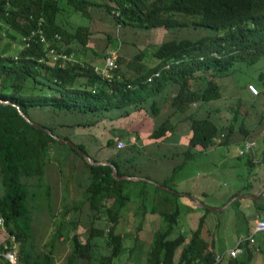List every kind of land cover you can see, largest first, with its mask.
<instances>
[{
    "label": "trees",
    "instance_id": "16d2710c",
    "mask_svg": "<svg viewBox=\"0 0 264 264\" xmlns=\"http://www.w3.org/2000/svg\"><path fill=\"white\" fill-rule=\"evenodd\" d=\"M103 1L0 0V100L17 105L32 122L69 141V137L60 134L62 128L91 129L99 124L112 125L135 113L156 118L164 108L169 109L163 122L149 134V140L171 141L182 123H188L189 137L183 160L173 167L171 178L162 183L165 187H169L177 170L200 153L215 146H227L232 134L238 132L243 140L249 139L250 131L244 127L243 118L261 97L253 96L243 85V90L256 99L243 109V101L238 98L230 122L224 127L210 114L198 115L201 109L222 99L219 85L209 80L204 89L195 90L191 82L208 73L216 77L227 76L234 63L251 65L264 57V0ZM65 6L89 19L93 10L104 9L114 26L130 29L132 33L185 28L204 34L198 33L194 40H170L153 45V61L146 65L142 62L145 50L127 62L118 57V68L113 70L110 78H105L94 68L103 66L107 49L92 51L93 56H87L90 26L65 21ZM39 30L46 38V45L37 38L23 41ZM107 38L111 40L109 35ZM48 49L71 59L53 61L47 56ZM80 55H83L82 60L74 57ZM122 68L125 71L133 68L135 72L126 77ZM155 72L159 77L147 82ZM263 79L261 74V83ZM170 87L175 88L172 96L168 93ZM259 90H264V82ZM38 114L41 123L32 119V115L39 117ZM263 122L264 110L257 124ZM110 131L115 136L107 140L106 147L116 153L106 162L116 168L119 176L134 177L132 163L141 151L140 137L136 132L116 129L114 125ZM132 137L135 143H130ZM122 140L127 142V147L116 149L117 142ZM75 145L92 160L100 162L88 154L82 143ZM61 152L62 158L54 157ZM69 153L83 162L88 184L81 201L64 204L53 217L57 222L49 251L34 254L33 247L28 246L33 214V205L28 203L35 195L33 182H38L37 189L51 201V188L42 183L46 166L51 161L60 165ZM253 156L238 154V159L243 160L247 175L255 177L252 171L260 165ZM112 172L109 166L87 164L74 149L27 123L15 107L0 103V179L3 187L0 219L9 237L20 243L16 264H55L53 247L61 240L71 243V252L64 264H114L126 250V237L120 228L126 224L122 210L130 197L124 187L130 181L117 180ZM153 188L156 195L150 211L159 216L160 228L152 235L144 264H246L252 258L255 249L246 241L240 245L242 253L237 257L217 253L213 239L203 237L204 216L199 218L197 228L188 239L181 233L171 237L180 213L175 200L177 195L156 186ZM141 193L147 194V190L143 189ZM239 194L231 195L227 201ZM50 204L48 208L52 209ZM85 205L89 222L85 225L88 237L83 243L76 230L81 225ZM232 205L237 206L239 202ZM143 208L147 209L145 205ZM256 209L264 212L262 205ZM246 235L250 236V229ZM93 238L104 241L107 255L93 256L92 249L96 246L92 244ZM135 241H138L137 237ZM3 264L9 263L5 260Z\"/></svg>",
    "mask_w": 264,
    "mask_h": 264
},
{
    "label": "rangeland",
    "instance_id": "374dc122",
    "mask_svg": "<svg viewBox=\"0 0 264 264\" xmlns=\"http://www.w3.org/2000/svg\"><path fill=\"white\" fill-rule=\"evenodd\" d=\"M101 2L103 3L104 1L101 0ZM64 10L63 18L65 21L81 26L91 24V30L109 35L111 44L115 49L120 43L126 46V50L129 51L128 54L131 58L138 52L145 50V57L142 61L144 65L153 61L152 52L156 46H153L154 44L158 46L170 40H194L197 38L196 35L198 33L204 34L203 31L199 32L185 28H177L168 32L166 30L157 29L158 31L155 30L156 32L152 30L153 32L150 31L145 33L140 31L139 33H132L130 29H122L118 26H114L104 9L93 10L91 12L93 19L76 14L72 12L71 8L66 6ZM1 36L2 33L0 34V37ZM106 41H108V38ZM147 44L151 46H146ZM108 46H110V44ZM117 53L118 57H120L119 52ZM261 74L264 75V57L251 65L234 63V65L229 68L227 76L224 77H216L209 73L204 76L200 75V78H197L193 83L191 82V87L195 90H202L206 87L209 80L214 81L221 88L222 99L212 102L211 105L209 104L210 106H208L207 110H205V108L201 109V114H199V116L210 114L219 124L226 127L232 117V109H235L237 106L236 102L238 98L243 101V109L250 106L252 100L256 99V97L249 95L248 92L242 88L243 85L247 87L252 85L258 91V95L256 96L261 98L258 103H254V108L250 109L244 115L243 123L244 127L250 131L249 139L255 140L257 143H260V145H263L261 141L264 139V122L262 124H257L259 115L264 110V90H259L264 82V79L262 83L259 80ZM167 114V108H164L161 115L156 118H151L145 113H135L129 118L119 120L112 125L106 124L104 126L103 124H99V126L91 129L62 128L60 134L69 137L71 142L75 144L79 142L82 143L86 147L88 154L100 162H106L108 157L116 153L114 150L106 147L107 140L115 136L112 135L110 131L112 126L114 125L116 129L126 130L127 132H136L141 139L142 146L140 149L141 151L132 163L136 171H131L135 173L134 177L144 178L149 182L154 181V183H161L160 179L163 178L164 181H167L173 175V167L171 168L172 170L169 171L168 161L171 156L175 155V152H169V150L163 151L164 149L161 148V146L160 150H155V146L150 148L149 146L152 142L148 137L152 130L163 122ZM32 119L35 122L41 121L40 115L39 117L37 115H32ZM185 130H187V126ZM223 135H225L224 131ZM241 138L239 133H234L232 140L234 142ZM122 141L125 144L124 148H126L127 142L125 140ZM129 141L130 143H135L133 137L130 138ZM219 141H221V139L218 140V142ZM261 148V146L259 148L257 147L253 159L256 163L258 162V165L263 164L261 166H256L252 171L255 176L260 175L258 177L259 179L253 175H247L248 171L243 164L244 162L241 163L243 160L238 159V152L241 148L239 144L236 143L225 147L218 146V148H214L217 150L213 153L206 154V152H202L193 160L189 161L185 167L177 170L169 183V187H167L173 191L169 193L177 195L175 200L180 210L171 237H175L181 233L188 239L190 234L197 228L199 218L204 216L203 237L207 240L213 239L217 253H223L225 249L234 248L239 237H244L246 225L245 221L235 212V206L231 205L223 211L212 212L208 209L196 207L192 201L182 194L189 195L195 201L211 209H221L226 202H228L227 200L230 195L235 192H239V195H256L257 189L260 188L261 182H263L261 180L264 179V162L260 163V157L262 153H264V150H260ZM255 155L257 157H255ZM62 156V152L54 155L55 158H62ZM239 163L241 165H239ZM163 164L165 166H163ZM231 164H236L238 166L235 170H229L228 165ZM169 174L170 176H167ZM254 178H256L255 181L252 186L248 188V181H253ZM149 182L144 186L141 181H130L124 187V191L128 193L130 197L126 207L122 210L123 215H125L126 224L120 228V231H123L126 237V241L124 242L126 250L125 253L114 261V264H144L152 235L160 228L159 216L157 213L150 211L153 197H155L156 194L152 196L154 185ZM42 183L50 186L51 201L47 200L44 197L45 194L37 189L36 185L38 182L34 181L35 195L28 203L30 206L33 205L32 223L30 224L31 237L28 244L29 247H33L34 254H42L49 251L51 237L55 232L57 220L54 218L55 215H58L57 211L62 208L64 204L72 205L73 203L81 201L83 191L88 184L87 171L83 162L72 153H69L65 162H61L60 165L51 161L46 166ZM143 189L147 190V194L141 193ZM0 192L3 194L1 183ZM171 199H174V197H171ZM237 202L243 206L246 221H252L255 215L254 211L252 208H244L250 203V200L241 199ZM49 203H51L52 209H50V207L48 208ZM143 205L146 206V210L143 208ZM86 207L85 205L82 208L80 217L81 225L76 230L83 243L88 237L85 227L89 222ZM135 237H137L138 241H135ZM259 237L260 236H258V238ZM93 243L96 244L94 249H92L94 257H101L108 254V250L101 238H93L92 244ZM16 244L17 243L14 241L11 245L15 252H17L19 246ZM53 248L56 260H58L60 264H64L65 259L71 252L70 241H57ZM16 254L18 255V252ZM246 264H264V242L261 243V251H253L252 258L246 261Z\"/></svg>",
    "mask_w": 264,
    "mask_h": 264
},
{
    "label": "crops",
    "instance_id": "0c3cea01",
    "mask_svg": "<svg viewBox=\"0 0 264 264\" xmlns=\"http://www.w3.org/2000/svg\"><path fill=\"white\" fill-rule=\"evenodd\" d=\"M91 19H93L92 18V16H91ZM89 26H91V24H89ZM156 31H158L157 29H155ZM154 30V31H155ZM90 31H91V36H90V38H89V42H88V52H87V56H92V53L93 52H100V51H103V50H105V49H108V48H110V49H115L113 46H112V44H111V40H108V41H106V39H107V35L106 34H103V33H100V32H96V31H93V30H91V28H90ZM152 31V30H151ZM155 31V32H156ZM153 32V31H152ZM103 38H104V40H103ZM109 42V43H108ZM125 42V41H124ZM130 43V42H129ZM110 44V46H108ZM125 44H127V43H125ZM154 45H157V44H154ZM146 46H149V44H147ZM145 46V47H146ZM105 48V49H104ZM126 46H124V45H121V43L117 46V48L115 49V50H117L118 52H119V55H120V58L124 61V62H127V61H130L132 58L130 57V55L128 54L129 53V51H127L126 50ZM93 51V52H92ZM77 60H82L83 59V55H80V56H74ZM122 72L126 75V77H128V76H131V75H133L134 74V72H135V70L132 68V69H130V70H126L125 71V69H123L122 68ZM168 93H169V95H174V93H175V88L174 87H170L169 88V90H168ZM212 103H210V105H211ZM210 105H207V107H204L205 108V110H207V108H208V106H210ZM167 112V111H166ZM170 113V110L168 109V114ZM167 114V115H168ZM199 114H201L200 113V111H199V113H198V115ZM185 126V127H184ZM186 126H187V130H185V128H186ZM77 129V128H76ZM188 129H189V126H188V123H185V124H181V125H179L178 126V128L176 129V134L171 138V141H168V142H161V141H156V142H152L151 144H150V148H152V147H156V149L155 150H160V146H161V148H163L164 150L163 151H165V150H169V152H175V155H173V156H171L170 158H169V161L168 160H166V161H168V169H169V171H171L172 169V167H174V165L175 166H178L181 162H182V160H183V153H184V151H185V149H186V146H187V140H188V137H189V131H188ZM238 133V132H237ZM234 135V134H233ZM233 135L230 137V141H229V143L227 144V145H230V144H234V143H236V144H239V146H240V148L242 147V143H243V137L241 138V139H238L237 141H234L233 142V140H232V137H233ZM241 135V134H240ZM262 142V141H261ZM80 143V142H79ZM263 144V143H262ZM260 143H258V148L261 146L262 148L260 149V150H264V144L263 145H260ZM220 147V146H219ZM225 147V146H224ZM214 148H218V146H215V147H212V148H210L209 150H207V151H205L206 152V154H209V153H213L214 151H216ZM257 150V149H256ZM239 151H240V149H239ZM239 153V152H238ZM261 154V153H260ZM163 158H164V156H162ZM254 157V156H253ZM252 157V158H253ZM255 157H257L256 155H255ZM264 157V153H262V155H261V157H260V161H261V159ZM164 159H166V158H164ZM242 163V162H241ZM263 164V163H262ZM262 164H260V166L262 165ZM239 165H241L240 163H239ZM163 166H165L164 164H163ZM238 165H236V164H231V165H228V167H229V170H235V168L237 167ZM167 176H170V174L169 175H167ZM260 176V175H259ZM258 175H256L255 177L256 178H258L259 177ZM256 178H254L253 179V181H248V184H247V186L248 185H250V184H253V182L255 181V179ZM259 179V178H258ZM163 178L162 179H160V182L161 183H157L158 185H162V183H163ZM261 181H263V182H261V187H260V189H259V191L256 193V195L260 192V190L263 188V186H264V179H262ZM154 182V181H153ZM0 183H1V179H0ZM235 193H237V192H235ZM235 193H233V194H235ZM233 194H231V195H233ZM0 195H2V193L0 192ZM155 195V193H154V190H153V194H152V196H154ZM230 195V196H231ZM238 196V195H237ZM233 198V197H232ZM245 199H249L250 200V203L249 204H247L244 208L245 209H247V208H252V210L254 211V217H253V220L252 221H246V215H245V213L243 212V206L241 205V204H239V205H237V206H235V212L237 213V214H239V216L245 221V223H246V225H245V231H244V237L243 236H240L239 237V239H238V241H237V243L239 242V241H243V239L245 238V237H248L247 235H246V232H247V230H249L250 229V235H252L253 236V238H254V243L253 244H249L250 246H252L254 249H255V252H260L261 251V243L262 242H264V232H260V233H254L253 232V230H254V226H255V222L257 221V220H259V219H264V212L262 211V210H257L256 209V207L257 206H259V205H262V206H264V192L263 193H261L257 198H255V199H252V198H245ZM238 201V200H237ZM236 202V201H235ZM227 203V202H226ZM234 203V202H233ZM232 205V204H231ZM230 205V206H231ZM244 209V210H245ZM258 236H260L259 238H258ZM242 238V239H241ZM17 243V242H16ZM237 243H236V245H237ZM19 246H18V249H17V252L19 251V247H20V243H17ZM16 244V245H17ZM242 244V243H241ZM11 245H12V243H11V241H10V237H9V235H8V233H7V231H6V229H5V226L3 225V222H2V224H0V264H3L4 263V261H5V259L3 258V256H2V253H3V250L5 249V247L6 246H10L11 247ZM15 245V246H16ZM28 246H29V244H28ZM236 247V246H235ZM234 247V248H235ZM234 248H230V249H225L224 251H223V253H228L230 250H232V249H234ZM241 250H242V248H241ZM16 252V253H17ZM242 253V252H241ZM18 255H19V252H18ZM17 254H16V256H18ZM240 255V254H239ZM54 259H55V264H60V262H58V260H56V258H55V255H54Z\"/></svg>",
    "mask_w": 264,
    "mask_h": 264
},
{
    "label": "built area",
    "instance_id": "2783aa9c",
    "mask_svg": "<svg viewBox=\"0 0 264 264\" xmlns=\"http://www.w3.org/2000/svg\"><path fill=\"white\" fill-rule=\"evenodd\" d=\"M31 38H37L39 39V41L41 43H45V37L42 33L41 30L37 31V32H32L30 36H27L25 38H23V41L27 42L29 41ZM118 51L115 49H107L105 51V59H104V64L101 67H95L94 71L101 75L102 77L105 78H110L111 77V73L113 72V70L118 68V64H117V59H118ZM47 56L49 58H51V60L53 61H58V60H70L71 58H68L67 56L63 55V54H58L56 53L53 49H48L47 50ZM159 77V73L155 72L154 74H152L149 78H147V82H151L153 79L158 78ZM248 92L250 94H252L253 96L258 95V91L255 87H253L252 85H249L247 87ZM262 143L264 144V139L262 140ZM125 147V144L123 143V141H119L116 144V149H123ZM258 147V143L255 140H244L242 143V147L239 151V155H244V154H252L254 155L256 149ZM0 224H2V220L0 219ZM254 233H260V232H264V219H259L255 222V226H254ZM10 241L11 243L14 242V237H10ZM243 241L248 242L249 244H253L254 243V238L252 235L246 237ZM243 241H239L236 245V247L232 250H230L228 252V255L230 257H237L239 254H241L242 250H241V243ZM3 258L9 263V264H16L17 261V256H16V252L14 251V249L10 246H6L5 247V251L2 253Z\"/></svg>",
    "mask_w": 264,
    "mask_h": 264
},
{
    "label": "water",
    "instance_id": "95a60500",
    "mask_svg": "<svg viewBox=\"0 0 264 264\" xmlns=\"http://www.w3.org/2000/svg\"><path fill=\"white\" fill-rule=\"evenodd\" d=\"M0 103H3V104H6V105H11L13 107L16 108L17 112L19 113V115L27 122L29 123L31 126H33L35 129H40L42 131H45L48 135H50L51 137H53L58 143H61V144H65L67 145L68 147L74 149L78 155H80L87 164L91 165V166H109L111 167L112 169V173H113V177L117 180H127V181H145V182H149L148 180L144 179V178H137V177H128V176H124V177H121L117 174V170L116 168L109 162H96L94 160H92L82 149H80L78 146H76L73 142L67 140V139H62V138H59L55 135H52L51 132L44 128L43 126L41 125H38L34 122H32L27 116H25L22 111L19 109V107L15 104H10L8 101H2L0 100ZM149 183H152L154 186H157L159 189L161 190H164V191H168V192H173L171 189L165 187V186H162V185H157L156 183L154 182H149ZM264 192V186L263 188L260 190V192L257 194V195H238V196H234L233 198H231L221 209H211V208H208L206 206H204L203 204L195 201L192 197H190L189 195H186V194H182L184 197L188 198L190 201L193 202V204L200 208V209H208L212 212H215V211H223L225 209H227L233 202L237 201V200H241V199H245V198H252V199H255L257 198L261 193ZM181 195V194H180Z\"/></svg>",
    "mask_w": 264,
    "mask_h": 264
}]
</instances>
